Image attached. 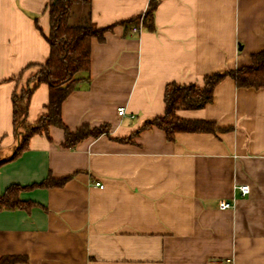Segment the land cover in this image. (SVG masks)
Segmentation results:
<instances>
[{
    "label": "crops",
    "instance_id": "crops-1",
    "mask_svg": "<svg viewBox=\"0 0 264 264\" xmlns=\"http://www.w3.org/2000/svg\"><path fill=\"white\" fill-rule=\"evenodd\" d=\"M150 0H90L72 5L68 24L112 27L93 39L88 82L61 106L65 126L110 125L108 135L64 148L63 131L37 134L11 159V94L43 63L49 0H0V195L27 187L30 209L0 210V259L15 264H264V90L226 77L211 103L179 111L213 121V133L141 131L164 111L169 83L202 85L205 75L250 65L264 49V0H155L152 29L127 20ZM48 89L32 92L26 122L44 113ZM125 108L119 117L117 107ZM50 176L57 187H32ZM98 182L103 188L95 186ZM247 185L241 196L238 186ZM29 187V188H28ZM231 203L220 209L219 202Z\"/></svg>",
    "mask_w": 264,
    "mask_h": 264
},
{
    "label": "trees",
    "instance_id": "trees-1",
    "mask_svg": "<svg viewBox=\"0 0 264 264\" xmlns=\"http://www.w3.org/2000/svg\"><path fill=\"white\" fill-rule=\"evenodd\" d=\"M79 1L89 3L90 0H49L47 5L49 30L44 36L49 46L48 57L43 63L29 64V67L35 66L38 69L26 80L24 86H19L20 79L16 80L11 94L13 132L18 138V143L10 160L15 159L27 149L28 141L32 136L37 134L48 136L51 127L63 131L62 147L69 149L74 148L86 138H97L109 133L110 125L107 123L98 126L82 124L71 131L65 126L61 118V106L67 95L77 90L82 81L88 82L91 41L96 39L102 42L104 33L112 28L110 26L96 29L92 25H69L71 7ZM156 6L155 0H150L142 15L121 22V24L126 25L127 31L139 23H142L146 29H152L153 13ZM226 77L232 79L237 88L264 90V49L250 55L249 66L207 74L203 78L202 85L195 83L167 84L163 93V114L145 121L129 137L119 138L117 141L130 142L141 131L151 128L163 131L168 141H173L177 133L215 134L221 129L213 121L185 119L180 117L178 112L198 110L211 103L215 85ZM40 84H45L48 89L44 113L37 122L28 124L26 112L29 98ZM65 182L66 179L56 180L48 176L42 183L29 187H57ZM25 188L18 185L9 186L0 195V210L24 209L28 211L31 203L21 201L18 197L19 192ZM19 260L15 256H6L0 259V264H15Z\"/></svg>",
    "mask_w": 264,
    "mask_h": 264
},
{
    "label": "built area",
    "instance_id": "built-area-1",
    "mask_svg": "<svg viewBox=\"0 0 264 264\" xmlns=\"http://www.w3.org/2000/svg\"><path fill=\"white\" fill-rule=\"evenodd\" d=\"M130 32H131V33H138V32H139V27H137V26H132V27L130 28ZM116 113H117V115H118L119 117L124 116L125 113H126V112H125V108L122 107V106L117 107V109H116ZM95 186H97V187H99V188H103V185H101V184L98 183V182L95 183ZM237 188H238V190L240 191L241 196H245V195H247L248 192H249V188H248L247 185H241V186H238ZM232 206H233V205H232L231 203H227V202H224V201H221V202H219V204H218V207H219L220 209H229V208H232Z\"/></svg>",
    "mask_w": 264,
    "mask_h": 264
}]
</instances>
